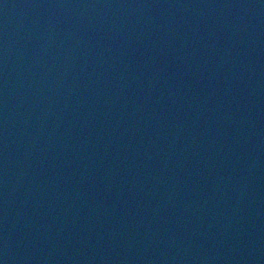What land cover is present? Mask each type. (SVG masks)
Here are the masks:
<instances>
[{"label": "water", "instance_id": "1", "mask_svg": "<svg viewBox=\"0 0 264 264\" xmlns=\"http://www.w3.org/2000/svg\"><path fill=\"white\" fill-rule=\"evenodd\" d=\"M0 264H264V0H0Z\"/></svg>", "mask_w": 264, "mask_h": 264}]
</instances>
